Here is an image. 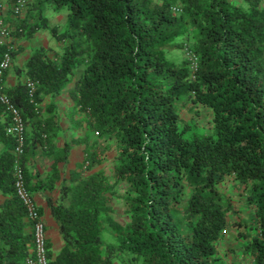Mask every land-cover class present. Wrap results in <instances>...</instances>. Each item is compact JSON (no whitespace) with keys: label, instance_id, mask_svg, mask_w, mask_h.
<instances>
[{"label":"trees","instance_id":"1","mask_svg":"<svg viewBox=\"0 0 264 264\" xmlns=\"http://www.w3.org/2000/svg\"><path fill=\"white\" fill-rule=\"evenodd\" d=\"M5 1L0 264L36 260L17 168L33 197L59 192L48 204L63 246L55 253L47 237L49 264H264V0H24L19 14V0ZM49 7L68 10L62 29L50 25ZM39 31L57 46L36 48L8 85L19 40ZM175 49L181 62L167 57ZM64 94L75 136L58 145L55 103L45 101ZM2 95L24 119L22 154ZM77 147L82 158L69 168ZM40 152L52 159L45 182L29 165ZM109 152L110 172L100 167ZM235 229L242 259L230 261L220 244Z\"/></svg>","mask_w":264,"mask_h":264},{"label":"crops","instance_id":"2","mask_svg":"<svg viewBox=\"0 0 264 264\" xmlns=\"http://www.w3.org/2000/svg\"><path fill=\"white\" fill-rule=\"evenodd\" d=\"M31 2V0H29ZM9 8L5 0H0V13L5 17L8 15ZM43 31H39L37 34H35L34 37L30 39H21L18 42V46L21 48L20 53L16 56L13 62V68L10 70L8 74V80L7 84L8 85H13L16 83L18 80V74H16L14 66L15 64H18V60L21 57H24L21 61L28 60L29 54H31V48L28 50L27 45L28 42L31 40L36 39V37ZM52 48V47H50ZM25 55V56H24ZM21 68V67H20ZM25 75L22 74L21 79ZM25 80V79H24ZM62 101V102H61ZM55 103L54 108L56 110V122L57 125L55 127L57 128L58 123L59 127L62 130H53V132H56L58 134V137H56V142H58V145L63 143L64 136H67V138H73L75 136V131L73 130L71 126V120H70V110L74 106L73 100H70L69 96L66 94L56 98L55 100L51 97L47 98L45 101V104L51 105ZM59 103V104H57ZM82 158V152L79 149V147L74 148L71 157H70V162L68 164L69 168H73L80 159ZM30 167L32 171L34 172V177L37 180H44V182L47 180L49 175L51 174V165H52V159L48 155H44L42 152L38 153L34 158L30 159ZM63 166L61 165L60 168ZM34 198L35 201L38 205V207L42 210L43 212V217L46 222V228H47V237L48 240L51 244L52 250L57 253L58 251L61 250L63 246V241L61 238V235L58 231V226L55 223L50 207L48 204L49 199L57 200L59 198V192L57 190L50 191L48 189H39L38 191H34Z\"/></svg>","mask_w":264,"mask_h":264},{"label":"built area","instance_id":"3","mask_svg":"<svg viewBox=\"0 0 264 264\" xmlns=\"http://www.w3.org/2000/svg\"><path fill=\"white\" fill-rule=\"evenodd\" d=\"M24 0H19L18 5L15 7V12L19 14L21 12V8L24 5ZM0 39L7 40L9 43L12 41V37L10 35L8 26L4 24L3 21H0ZM10 50L14 47L11 45ZM189 59L192 62L193 68H196V57L189 53ZM12 65V54L10 51L4 54V57L0 61V77L4 74L6 70L10 68ZM28 86L30 88V94L33 96L35 94L36 88L33 82L29 81ZM1 101L6 105L7 110L12 114L13 124L9 128V132L17 136L18 138V146L17 152L18 154H22L24 152V132H25V122L18 111V109L12 104L11 100L7 95L1 96ZM16 190L19 198L23 202L26 207L30 219L34 222V231H35V252H36V260H30L29 264H49L48 259V249H47V231L46 225L43 215L40 214L38 205L26 186L25 177L21 168H17L16 170Z\"/></svg>","mask_w":264,"mask_h":264},{"label":"rangeland","instance_id":"4","mask_svg":"<svg viewBox=\"0 0 264 264\" xmlns=\"http://www.w3.org/2000/svg\"><path fill=\"white\" fill-rule=\"evenodd\" d=\"M31 2L33 3H37V0H31ZM38 5V4H37ZM68 14V10L66 8H64L63 10H59L56 11L55 9H53L52 7H49L48 10L46 11L45 15L49 18L50 20V25L53 26H57L59 28H63L66 24V17ZM56 41L53 39V37L51 36V34L48 31H43L41 32L36 39L31 40L28 42L27 45V49L32 51L31 54H29L30 56L32 55L33 51L36 48H50V47H56ZM25 56V55H24ZM29 56V57H30ZM167 57L170 60H176L178 59L179 62H181L184 58V54L181 50L179 49H175L173 51H168L167 52ZM24 57H21L18 60V64H15V67H23L24 64L26 63L27 60L25 61H21ZM83 70V67L78 71V76L81 75ZM23 80L25 79V76L22 78ZM67 95V94H66ZM68 96V95H67ZM62 102V101H61ZM59 104V103H57ZM204 119L202 120V122H204V120L206 119L205 117H203ZM107 158L105 159L104 163L100 166L102 168H105L107 171H111V167L114 164V152H109L106 154ZM231 183V184H230ZM233 182H226L225 184H223V190H227L230 188H233L232 185ZM230 192V191H229ZM227 193V192H225ZM231 193L233 194V190H231ZM116 206V217L123 222L125 217L123 215V205L121 203V201L116 200L115 203ZM248 209H244V217L248 219L249 215H248ZM253 228H250V231H252ZM236 234H237V230L235 229V231L232 230V233H228L226 235V237L224 238V241H222V243L220 244L221 247V251L224 253L223 256L226 257V259L228 260H234L235 258H239L242 259V246L241 243L238 239H236ZM109 233H105L104 234V238L106 241H108L109 243H113V241L108 240L109 239ZM222 256V257H223ZM113 264H123L121 259H116Z\"/></svg>","mask_w":264,"mask_h":264}]
</instances>
